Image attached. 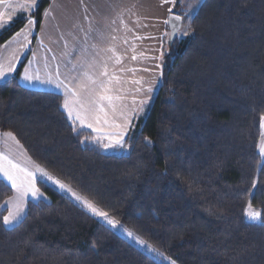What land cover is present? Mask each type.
Masks as SVG:
<instances>
[{"label": "trees", "instance_id": "1", "mask_svg": "<svg viewBox=\"0 0 264 264\" xmlns=\"http://www.w3.org/2000/svg\"><path fill=\"white\" fill-rule=\"evenodd\" d=\"M51 2L40 0L32 15L33 42ZM27 22L0 33V48ZM29 55L0 84V132L38 166L177 264H264V0H204L191 33L164 43L158 94L126 154L92 144L63 96L21 86ZM37 186L50 202L30 201L8 229L13 190L0 179V264H161L66 193ZM249 202L260 222L247 219Z\"/></svg>", "mask_w": 264, "mask_h": 264}, {"label": "crops", "instance_id": "2", "mask_svg": "<svg viewBox=\"0 0 264 264\" xmlns=\"http://www.w3.org/2000/svg\"><path fill=\"white\" fill-rule=\"evenodd\" d=\"M39 1L36 0V6L29 9L25 5L30 4L32 0H0V19L4 21L0 24V33L27 12L28 15H33ZM203 2L204 0L183 2L181 12H177L183 18V25ZM175 4L176 0H52L44 13L41 29L35 42L33 39L36 22L32 25L27 22L20 32L0 48V65L7 67L10 61L15 65V71L8 74L5 80H0V84L15 76L20 65L30 53L19 78L21 86L30 90L61 95L64 97V103L68 100L71 104L74 98L70 92L66 95L65 85L71 88L75 84L71 77L79 73L73 71V65L78 66L83 60H91L93 53L91 45L114 44L117 54L123 59L120 65L114 67L112 62H109V70H116V74L121 77V84L117 87L122 89L118 94L124 99L117 102V113L114 116L110 114L109 119L115 123H122L120 111L123 110L126 113L129 118V127L124 134L123 141L124 145H127L126 141L141 102L155 98L158 94L162 75L161 58L168 31V23L165 21H168L170 14L173 13ZM112 20L116 23L112 24ZM128 28L132 31H128ZM97 31L105 33L104 41L100 42L96 39ZM109 34L115 36L116 40L112 41ZM85 48L88 49L87 53L83 51ZM133 54L137 57L135 60L131 59ZM120 68H124L125 71H119ZM127 69H136V71L133 73ZM150 69H153L155 73L154 71L152 73ZM25 70L33 77L32 81L23 79ZM146 72H148L149 80L145 78ZM37 76L39 80L35 79ZM49 79L51 83L46 82ZM134 80H140L141 83L134 84L132 82ZM61 81L63 83L57 87V83ZM149 87L153 88L152 92H147ZM137 88H140L139 92L136 91ZM64 111L68 116L65 108ZM68 118L79 129L90 131L93 134L92 139L100 135L92 128H82L78 121L74 122L69 116ZM98 127H102L105 132L113 131L107 125H98ZM2 138L5 140L4 133L0 132V143ZM14 141L13 148L19 151L16 145H22L16 137ZM1 149L0 147V154H2ZM21 149L26 152L23 148ZM115 153L117 152L109 154ZM11 159L16 162L14 158ZM0 179L4 180L2 177ZM4 181L11 186L6 180ZM36 187L38 188L37 178ZM13 190L15 196L16 190ZM30 201L32 200H25L27 209ZM27 209L24 214L22 213L23 218L26 216Z\"/></svg>", "mask_w": 264, "mask_h": 264}, {"label": "snow or ice", "instance_id": "3", "mask_svg": "<svg viewBox=\"0 0 264 264\" xmlns=\"http://www.w3.org/2000/svg\"><path fill=\"white\" fill-rule=\"evenodd\" d=\"M25 6L29 9L34 8L36 6V0H32L30 4ZM175 19L179 20L180 17L176 16ZM3 23L4 21L0 19V24ZM34 23V20H28L29 25ZM111 23L115 24L116 21L112 20ZM121 23L123 24V20H121ZM165 23H168V21H165ZM127 30L132 31L130 28ZM113 31H115V29H113ZM96 39L100 42L104 41L106 39L105 33L97 31ZM110 39L115 41L116 37L110 36ZM91 48L93 49L91 60L86 59L81 61L78 66L73 65V71H77L79 74L71 77V80L75 82L74 86L69 88L68 85H65V89L66 95L70 92L74 99L71 104L68 100H66L64 108L68 111V116L72 118L74 122L78 121L82 128H92L94 132L100 134L98 136L99 140L107 139L109 143L104 145V147L118 146L122 148L124 143L123 137L129 127V118L126 113L121 110L120 116L123 121L122 123H115L109 119L110 114L114 116L117 113V102L124 99L123 96L118 94L122 91V89L117 87L121 84V77L116 74V70H109V62H112L113 67L115 65H120L123 57L117 54L116 46L114 44H109L108 46L93 44L91 45ZM132 50L134 53V47ZM83 51L87 53L88 49L85 48ZM136 58L135 54L131 57L133 60ZM144 70L147 71V69ZM14 71L15 65L12 61L8 63L7 67L0 65V80H5L7 75ZM119 71L122 72L125 71V69L120 68ZM127 71L134 73L136 69H127ZM23 79L25 81H32L33 77L27 73V70H25ZM35 79L39 80L40 78L37 76ZM46 82L51 83V79ZM132 82L137 85L141 83L140 80H134ZM62 83V81L58 82L56 86L60 87ZM136 91L139 92L140 88H137ZM152 91V87L147 89V92ZM141 103H143V101ZM98 125H107L109 129H112L113 131L105 132L103 131V128L98 127ZM73 130L75 131L76 129L74 128ZM262 136H264V133H262ZM4 137L15 140V137L11 132L4 133ZM260 153L261 155H264V143L260 146ZM36 171L40 172L42 176L47 177L48 180L57 184L62 190H66L71 193L75 200L79 201L94 216L103 218V220L106 221L112 228H117L120 225L119 220L110 217L108 212L99 208L86 196H82L79 193L74 192L70 187H67L59 180L53 179V177L45 172L44 169L37 166ZM0 177L11 184L12 188L15 189L17 193L16 199L18 203L16 205V210L10 211L9 214L3 218V223L7 226L20 219V212L26 197L31 195L32 198L38 199L42 193H40L39 189L36 187L35 173L30 171L26 166H22L19 162H14L7 154H0ZM251 209L252 205L251 202H249L248 209L245 212L247 218L249 220H260L261 212L252 211ZM127 235L129 237H133L132 232H127ZM135 240L141 246H145V241L139 239L138 237H136ZM147 247L149 251L157 252V250L152 248L151 245H147ZM157 254L163 257L162 253L157 252ZM163 258L168 259L167 257ZM171 264H175V262L171 261Z\"/></svg>", "mask_w": 264, "mask_h": 264}, {"label": "rangeland", "instance_id": "4", "mask_svg": "<svg viewBox=\"0 0 264 264\" xmlns=\"http://www.w3.org/2000/svg\"><path fill=\"white\" fill-rule=\"evenodd\" d=\"M40 2V1H39ZM39 2H38V6H39ZM38 6H37V8H38ZM37 8H36V10H37ZM36 10L34 11V13L36 12ZM197 12V11H196ZM196 12H194V14L196 13ZM173 13H174V10H173ZM194 14H192L191 16H190V18L189 19H187V21L184 23V27H183V30H182V32H181V34H180V36H179V38L180 39H184L185 37H186V35L187 34H189V33H191V22H192V17L194 16ZM21 19H34L35 20V18H33V16L32 15H28V12L26 13V14H24V15H22L21 17H19V19H17L16 21H18V20H21ZM15 21V22H16ZM14 22V23H15ZM36 22V21H35ZM12 25V24H11ZM10 25V26H11ZM9 26V27H10ZM8 27V28H9ZM7 29V28H6ZM5 29V30H6ZM4 31V30H3ZM2 31V32H3ZM1 32V33H2ZM167 34H166V40H165V46L167 47V44L169 43V36H170V34L168 33V31L166 32ZM186 33V34H185ZM162 60H161V68H162V71H163V55H162V58H161ZM150 71L153 73V69H150ZM154 73H155V71H154ZM145 78H146V80H149V75H148V72H146V76H145ZM161 82H162V75H161ZM160 82V83H161ZM155 98L153 97V98H151V99H145L144 101H143V103H141V105H140V107L138 108V110H137V113H136V115H135V117H134V122H133V124H132V127H133V125H134V123H136V122H138V121H140V120H143V119H145V117L147 116V113H148V111L150 110V108H151V105H152V103H153V100H154ZM132 127H131V129H132ZM130 129V130H131ZM262 130H263V132L262 133H264V120H263V125H262ZM3 134V133H2ZM14 140H11V139H7V138H5V140H3V138H2V141H1V143H0V147L2 148L1 149V153L2 154H7V155H9L10 156V158H14L15 159V161L17 162V161H19V162H21L20 164L22 165V166H26L30 171H32V172H34L35 173V176H36V178H37V181L38 180H40V181H42V182H45V183H47L48 185H50V186H53V187H55L56 189H58V190H60V191H62V192H64V193H66L68 196H70L72 199H73V201L74 202H76L78 205H80L83 209H85L89 214H91L94 218H96L97 220H99L101 223H103L104 225H106V226H108L109 228H111L113 231H115V232H117L119 235H121L123 238H125L128 242H130L131 244H133L135 247H137L139 250H141V251H143L144 253H146V254H148L149 256H151V257H153L155 260H157L158 262H160L161 264H171V261H173V260H171V259H164L163 257H166L162 252H160V251H158L154 246H152L151 244H148L146 241V243H145V246H141L140 244H138L137 242H136V240H135V238L136 237H138L139 239H141V240H143L142 238H140L136 233H134L132 230H130L129 228H127L126 226H124V225H122V224H120L117 228H112L110 225H108L107 224V222L106 221H104L103 220V218H101V217H98V216H94L90 211H88L79 201H77V200H75V198L71 195V193H69L68 191H66V190H62L57 184H55V183H53L51 180H48L47 179V177H44V176H42L41 174H40V172H38V171H36V167L38 166L31 158H30V156L28 155V153L27 152H24L21 148H23L24 149V147L23 146H18V145H16L17 147H19V151L18 150H15V147L13 148V146L15 145L14 144ZM91 143L92 144H95V145H98L104 152H106L107 154H109L110 152H112V153H114V152H117V153H115V154H121V153H128V150H129V145L127 146V145H124V143H123V147L121 148V147H118V146H112V147H104V145H107L108 143H109V141H106V140H99L97 137H95L94 139H91ZM262 143H264V136H261V141H260V146H261V144ZM127 144V143H126ZM260 146H259V151H260ZM21 147V148H20ZM25 150V149H24ZM22 154V155H21ZM262 157L264 158V155H262ZM39 168H42V167H40L39 166ZM43 169V168H42ZM45 171V170H44ZM46 172V171H45ZM49 174V173H48ZM50 175V174H49ZM51 176V175H50ZM53 179H55V180H58V179H56V178H54L53 177ZM4 181V180H3ZM60 181V180H59ZM61 182V181H60ZM62 183V182H61ZM64 184V183H63ZM67 186V185H66ZM11 187V186H10ZM67 187H69V186H67ZM12 188V187H11ZM13 190V189H12ZM74 191V190H73ZM39 192L40 193H42V195H40L39 196V198L38 199H34V198H32V196L30 195L29 197H26L25 198V200H29V199H31L32 200V202L34 201V202H39V201H45V202H50V200L47 198V197H45V194L41 191V190H39ZM75 192V191H74ZM13 196H14V190H13ZM12 196V197H13ZM11 197V198H12ZM10 198V199H11ZM17 193L15 192V196L10 200V199H8V200H10V202L8 201L7 203H5V205H4V207L7 209V211H8V214H9V212L10 211H15L16 210V205H17V203H18V201H17ZM44 198V200H42ZM25 200H24V203H23V207H22V210H21V212H20V219L17 221V222H14V223H12V224H10V225H7L6 227L8 228V229H11V228H14L15 226H18L23 220H24V218H23V214L25 213V210L27 209L26 208V202H25ZM28 210V209H27ZM252 211H255L253 208L251 209ZM23 213V214H22ZM7 214V215H8ZM27 214V213H26ZM23 218V219H22ZM248 219V218H247ZM249 220V219H248ZM249 221H251V222H260V220H249ZM125 230H127V231H125ZM127 232H132L133 233V237H129L128 235H127ZM144 241V240H143ZM147 245H151L152 246V248H154V249H156L157 250V252L158 253H162L163 254V257L162 256H160V255H158L157 254V252H152V251H149L148 250V247H147ZM175 262V261H174ZM175 264H177L176 262H175Z\"/></svg>", "mask_w": 264, "mask_h": 264}, {"label": "water", "instance_id": "5", "mask_svg": "<svg viewBox=\"0 0 264 264\" xmlns=\"http://www.w3.org/2000/svg\"><path fill=\"white\" fill-rule=\"evenodd\" d=\"M179 16L180 19L176 20L175 17ZM183 26V18L177 13H172L168 19V28L170 32V44L173 45L175 41L179 38V33Z\"/></svg>", "mask_w": 264, "mask_h": 264}]
</instances>
